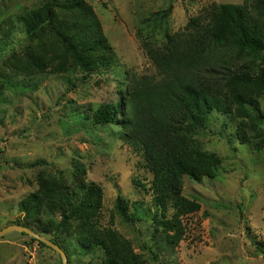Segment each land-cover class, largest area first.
Masks as SVG:
<instances>
[{"label":"rangeland","instance_id":"obj_1","mask_svg":"<svg viewBox=\"0 0 264 264\" xmlns=\"http://www.w3.org/2000/svg\"><path fill=\"white\" fill-rule=\"evenodd\" d=\"M39 1L0 0V37L9 21L16 28L12 43L0 51V84L15 72L5 63L9 56H25L33 45L31 36L18 29L17 17ZM86 1L102 22L115 55L114 64L87 78L83 74L19 75L23 79L18 87L6 86L0 92V229L28 222L46 239L59 237L57 233L41 232L35 227L36 218H25L18 204L39 187L38 176L62 173L71 180L74 167L81 166L86 169L85 181L96 183L104 191L102 224L129 238L147 264H264V137L258 135L259 129H264V94L256 111L263 116L261 123L255 131L246 129L249 142L233 138L237 119L231 122L216 112L198 135L202 149L221 160L214 177L199 182L184 176V194L199 202L201 208L184 218L186 232L180 240L174 231L156 228L149 217L127 223L119 216L118 196L152 208L155 192L150 188L155 175L135 147L120 138L119 125L95 127L78 114L91 113L90 109L101 103L118 100L121 87L132 76H159L142 46L144 35L140 31L143 20L152 13L169 11L162 27L155 29L162 35L165 29L171 33L183 29L191 16L214 1L243 0ZM174 214L169 203L167 219ZM40 217H45L44 213ZM32 237L18 230L1 236L0 264H63L59 252ZM64 238L60 235L58 240L78 248L74 241ZM75 252L68 264H87L103 257L100 252Z\"/></svg>","mask_w":264,"mask_h":264},{"label":"trees","instance_id":"obj_2","mask_svg":"<svg viewBox=\"0 0 264 264\" xmlns=\"http://www.w3.org/2000/svg\"><path fill=\"white\" fill-rule=\"evenodd\" d=\"M168 13H152L140 29L142 46L159 76H132L121 87L118 100L78 114L95 127L119 125L120 138L135 147L155 175L150 188L155 192L152 208L118 196L119 216L127 223L149 217L156 228L172 230L180 240L186 232L184 218L201 208L184 194V176L199 182L214 177L221 160L202 149L198 135L214 112L231 122L237 119L232 136L241 142L250 141L247 127L255 131L261 123L263 116L256 111L264 94V0L214 1L191 16L183 29L174 33L165 29L158 35L155 29L162 27ZM17 22L18 29L31 36L33 45L25 56L13 53L5 61L15 72L12 78L6 76L0 92L6 86L18 87L23 79L19 75L83 74L87 78L114 64L102 22L86 0H40L20 13ZM14 25L9 21L2 32L0 51L12 43ZM258 135L264 137V129H259ZM74 168L71 180L62 173L37 177L39 187L18 204L25 218H36L35 227L44 234L53 232L74 241L78 248L59 237L52 240L65 250L69 262L80 250L102 254L100 261L91 259L87 264H147L129 238L102 224L104 191L85 181L84 167ZM137 184L142 185L140 180ZM169 203L175 209L171 219L166 217ZM16 224L34 229L28 222Z\"/></svg>","mask_w":264,"mask_h":264},{"label":"water","instance_id":"obj_3","mask_svg":"<svg viewBox=\"0 0 264 264\" xmlns=\"http://www.w3.org/2000/svg\"><path fill=\"white\" fill-rule=\"evenodd\" d=\"M13 230H18L24 233H28L33 237H36L38 239H40L41 241H43L44 243H46L47 245L51 246L52 248H54L57 252H59L62 256V260H63V264H68V256L67 253L65 252V250L58 244L54 243L53 241L44 238L43 236H41L40 234L36 233L34 230H32L31 228L24 226V225H19V224H10L7 225L6 227L0 229V237L3 236L4 234L13 231Z\"/></svg>","mask_w":264,"mask_h":264}]
</instances>
